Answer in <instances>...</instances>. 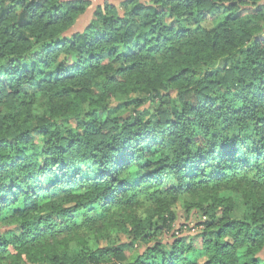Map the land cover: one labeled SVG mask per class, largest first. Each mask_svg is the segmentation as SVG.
<instances>
[{
    "label": "clouds",
    "instance_id": "9594fccd",
    "mask_svg": "<svg viewBox=\"0 0 264 264\" xmlns=\"http://www.w3.org/2000/svg\"><path fill=\"white\" fill-rule=\"evenodd\" d=\"M0 264H264V0H0Z\"/></svg>",
    "mask_w": 264,
    "mask_h": 264
}]
</instances>
